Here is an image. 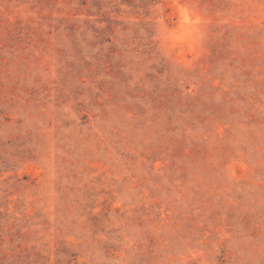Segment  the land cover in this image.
Here are the masks:
<instances>
[{
	"label": "rangeland",
	"instance_id": "374dc122",
	"mask_svg": "<svg viewBox=\"0 0 264 264\" xmlns=\"http://www.w3.org/2000/svg\"><path fill=\"white\" fill-rule=\"evenodd\" d=\"M0 264H264V0H0Z\"/></svg>",
	"mask_w": 264,
	"mask_h": 264
}]
</instances>
